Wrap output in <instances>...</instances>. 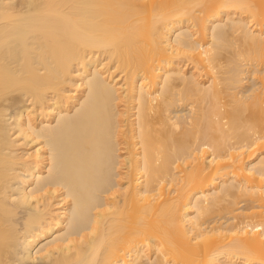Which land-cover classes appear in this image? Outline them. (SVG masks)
<instances>
[{
  "label": "bare ground",
  "instance_id": "6f19581e",
  "mask_svg": "<svg viewBox=\"0 0 264 264\" xmlns=\"http://www.w3.org/2000/svg\"><path fill=\"white\" fill-rule=\"evenodd\" d=\"M37 261L264 264V0H0V264Z\"/></svg>",
  "mask_w": 264,
  "mask_h": 264
},
{
  "label": "rangeland",
  "instance_id": "374dc122",
  "mask_svg": "<svg viewBox=\"0 0 264 264\" xmlns=\"http://www.w3.org/2000/svg\"><path fill=\"white\" fill-rule=\"evenodd\" d=\"M246 81H248L247 83H245L246 85L245 86H247V85H251V81H249L248 80V78L246 79ZM249 83V84H248ZM248 87V86H247ZM179 109H181V110H179ZM187 109V110H186ZM177 111H174V114H173V116L174 115H179L180 114V116H183V114L184 115H186V114H188V111H189V109L188 108H184V107H178L177 109H176ZM179 110V111H178ZM182 114V115H181ZM36 263V262H35ZM36 264H42L40 261H37V263Z\"/></svg>",
  "mask_w": 264,
  "mask_h": 264
}]
</instances>
